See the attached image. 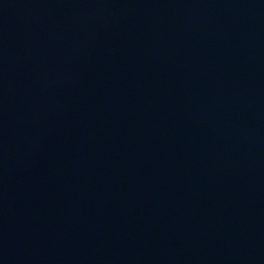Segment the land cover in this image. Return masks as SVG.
<instances>
[{"label": "water", "instance_id": "1", "mask_svg": "<svg viewBox=\"0 0 264 264\" xmlns=\"http://www.w3.org/2000/svg\"><path fill=\"white\" fill-rule=\"evenodd\" d=\"M0 264H264V0H0Z\"/></svg>", "mask_w": 264, "mask_h": 264}]
</instances>
